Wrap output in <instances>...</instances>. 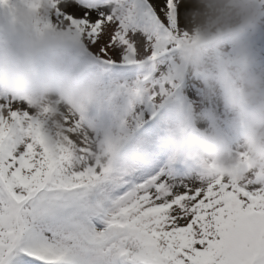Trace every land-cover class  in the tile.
I'll return each instance as SVG.
<instances>
[{
	"label": "snow or ice",
	"instance_id": "snow-or-ice-1",
	"mask_svg": "<svg viewBox=\"0 0 264 264\" xmlns=\"http://www.w3.org/2000/svg\"><path fill=\"white\" fill-rule=\"evenodd\" d=\"M195 6L51 0L67 68L103 91L70 111L0 88V264H264V171L225 177L160 137L171 103L203 104L176 59Z\"/></svg>",
	"mask_w": 264,
	"mask_h": 264
},
{
	"label": "clouds",
	"instance_id": "clouds-1",
	"mask_svg": "<svg viewBox=\"0 0 264 264\" xmlns=\"http://www.w3.org/2000/svg\"><path fill=\"white\" fill-rule=\"evenodd\" d=\"M50 2L11 0L8 24L0 27V88L23 95L37 110L87 108L103 86L67 68L61 33L43 23ZM195 5L176 59L183 72L199 78L203 104L193 110L182 101L171 103L160 137L174 153L225 177L245 164L264 171V61L249 40L264 31V6L260 0ZM108 150L103 139L96 154L103 158Z\"/></svg>",
	"mask_w": 264,
	"mask_h": 264
},
{
	"label": "rangeland",
	"instance_id": "rangeland-1",
	"mask_svg": "<svg viewBox=\"0 0 264 264\" xmlns=\"http://www.w3.org/2000/svg\"><path fill=\"white\" fill-rule=\"evenodd\" d=\"M9 21L8 13L6 10L0 9V27H6ZM249 40L251 41L254 49L255 55L261 60L264 61V31H260L257 33L252 34L249 37ZM107 127V125H105ZM113 134L118 135V131L113 128ZM104 139L103 133H101V140L97 144L100 145L101 141ZM100 227H103V225H99ZM119 264V262H118Z\"/></svg>",
	"mask_w": 264,
	"mask_h": 264
}]
</instances>
